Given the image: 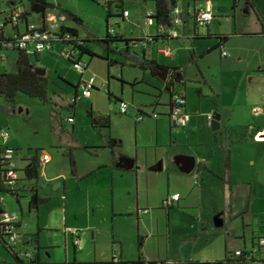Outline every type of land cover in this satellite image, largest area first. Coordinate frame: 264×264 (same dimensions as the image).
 <instances>
[{
    "label": "crops",
    "instance_id": "1",
    "mask_svg": "<svg viewBox=\"0 0 264 264\" xmlns=\"http://www.w3.org/2000/svg\"><path fill=\"white\" fill-rule=\"evenodd\" d=\"M49 1L79 18L53 0ZM235 2L236 0H232V7ZM242 2L244 8L250 6L255 9L260 32L264 36V0ZM206 3L211 10V0H204L203 4H192L190 7L186 2L185 11L177 3L179 21L171 28L174 34L166 42L172 54L166 56L157 51L163 45L160 41L146 43L136 50L155 60L160 67L167 68L164 81L158 77V70L151 73L119 63L107 65L101 57L104 55H98L91 43L86 46L96 52L97 56L87 61L81 57L87 65L82 75L77 72L75 81L68 79V73L61 66L55 69L54 73L62 80L67 79L77 84L73 88V105L65 116L72 117V121L66 119L72 138L65 143L57 138L51 140V150L38 147H43L42 145L33 148L38 149V166L34 178L26 181L23 173L19 174L17 171L28 163L32 155L25 154V151L24 154H19L18 151L22 149L16 147L20 144L6 140L5 146L17 149L15 160L24 161V164L14 165L17 179L15 187L19 190L18 197L14 198L15 204L1 198V208L17 214L14 227L19 231L26 221H33L35 224V229L31 228L30 233H23L21 240L25 246L31 245L34 248L32 260L45 262L41 258V252L47 251L51 264H100L110 260L112 256L123 262L140 260L143 264H228L223 261L228 252L251 250L252 243L258 237H264V190L261 207L256 209L259 199L256 186L259 182L256 178L264 160V149L261 148L264 145V86L255 88L249 77V85L244 90H231L228 104L233 107L243 104L247 107L250 120L246 124L237 125L231 120L234 113L230 112L226 116L223 110L225 100L219 106L205 104L199 96L194 95V91L187 90L185 84L187 66L198 67L196 76L205 80L199 59L213 48H217L219 57H225L220 53V48L224 49L223 44L227 39L220 42L216 38L210 47L196 52L192 43L190 47L181 48L180 44L177 46L172 43L178 41L179 37L188 36L190 32L194 39L195 30L200 27H205L210 36L211 23L207 26L198 25L189 14L193 8L202 7ZM24 7L26 0L20 3L10 2L0 12V21L11 8L21 10ZM121 9L127 13L120 17L123 27L116 31L118 34L133 37L160 33L154 20L151 17L145 20L144 16L146 10L153 12V0L151 7L146 8L143 15L142 11L137 16L130 14L124 7ZM36 14L33 19L30 13L26 19L19 20L15 27L6 25L5 32L10 35L14 29L23 31L27 23L43 26L52 22L76 28L78 34L83 35L75 18H65L60 8L48 9L44 15ZM82 23L85 25L83 21ZM88 30L98 37L104 35H97L89 28ZM59 46L60 43H54L51 49L28 54L29 63L32 65L30 59L40 60V55L48 51L62 58L58 54ZM9 51L13 52L15 64L17 52L4 51L0 63L2 71H6L3 60ZM183 53L187 57L184 56L183 62H179ZM93 58H98L100 62H95ZM63 60L68 63L64 58ZM239 60L240 57L235 56L234 61ZM260 64L257 66V73H260L264 81V58ZM88 74H92L95 79L91 95L85 97L88 98L86 114L89 113L90 116L87 115V120L79 122L74 105L77 95H80V79ZM177 74H180V78L176 80ZM43 75L46 76L45 70ZM102 88L104 89L100 90ZM172 88L180 89L185 98L184 109L188 113V121L184 126H174L168 120ZM118 100H124L127 104L123 114L118 112ZM211 110H218L220 113L217 129L220 130V140L216 145L210 140V128L206 122L210 120L207 116ZM138 113L144 115L142 119L136 120ZM151 113L156 115L152 116ZM103 116L108 117L107 127L94 125L93 121L92 124L91 119ZM240 126L244 127L240 130ZM225 132H228L230 141L229 183L220 178L221 143ZM232 133L234 138L231 139ZM110 138L114 145L108 144ZM43 153L48 154L46 162L41 161ZM176 154L193 156L194 167L190 172L184 173L177 168L172 159ZM213 154L216 156L214 165ZM122 158L132 159L133 167L129 169L119 166L123 163ZM158 160H161V168L156 170L154 166ZM237 184L240 185L238 188L235 186ZM173 193L178 194V199L164 206L162 200ZM24 214L28 219H23ZM216 216L222 219L219 227L213 226L212 218ZM107 223V250L110 258L108 255L102 257L97 254V250L105 244L101 237ZM84 229L91 230L89 238L87 234L81 238ZM72 230L76 231L75 235L71 233ZM75 238L78 239L77 244L74 243ZM87 249L92 250V255L88 258L81 256ZM255 258L256 260L240 264H263L261 256ZM149 261L153 263H148Z\"/></svg>",
    "mask_w": 264,
    "mask_h": 264
},
{
    "label": "rangeland",
    "instance_id": "2",
    "mask_svg": "<svg viewBox=\"0 0 264 264\" xmlns=\"http://www.w3.org/2000/svg\"><path fill=\"white\" fill-rule=\"evenodd\" d=\"M12 1L15 3H20L24 2L25 0H0V12L4 11L6 6H8ZM53 1L60 4L69 11H72L75 15H78L85 25L95 34H104V0ZM108 1H115L114 4L111 3V10L113 14L119 13L120 11V7L115 5L122 4V7L130 11V14L134 13L137 16L141 11L143 15L144 10L146 8H150L152 4V0ZM186 2L189 3L188 5L190 7L192 4L195 6L201 5L204 1L178 0L177 3L179 8H182L183 11L186 10ZM211 2V12L213 14V19L210 21V36H206L205 27H200L195 30V35H197V37L194 36V39L191 38L193 37V34L191 35V32L189 31L190 33H188V36L184 35L179 37L178 41H174L172 43L176 44L177 46L180 44V48L186 46L190 47V43H192L194 52H196L201 51L200 49H205L209 45L211 46L213 42L215 43L216 35H227V42L223 44V48L226 52H228L229 55L225 57H219L217 48L209 50L201 59H199V65L204 72L205 80L203 81L200 79V77L196 76L198 75V67L195 65L190 67L187 66L185 70V84L187 90L194 91V95L196 97L199 96L200 99L205 102V104L210 103L211 105L219 106L221 105V101L225 100L226 106H222L226 116H228L230 112L234 113L231 120L237 125H243L247 122H250L248 118L247 107H245L243 104L238 107L231 106L228 104V97L231 90L233 89L244 90L245 87L249 85V77L252 78L251 83L255 88L264 86L262 76L260 73H257V66L264 58V36L260 32V25L256 18L255 9L250 6L244 8L242 0H236L234 7H232V0H211ZM31 16H33L31 18L34 19V16H37V14L31 13ZM114 22L117 23L115 24ZM108 23L114 28L115 31H120L123 27V22L115 16H110ZM91 47L94 51L99 53L98 55H104L102 49L97 44L91 43ZM170 52V54L173 53L172 50H170ZM12 55L13 52L9 51L6 54V59L3 60V67L6 71L14 70V60ZM184 56L187 57V54H181V59L179 62H183L182 59ZM235 56H239L240 60L235 62ZM83 58L86 61L89 59L87 55H84ZM93 59L95 62H100L97 60L98 58ZM30 61L33 66L41 67L45 70L48 80L47 100L43 102L33 97H29L21 92L15 93L12 102H7L2 96H0V105L11 107V109L8 111L0 110V128H3L7 131L8 135L6 140L8 139V142L17 141V143L20 144V146L16 147L22 149L18 151L19 154L20 152L24 154L23 152L25 151V154L32 155L33 148L36 147V145H42L43 147H38L51 150L49 147L51 140H55L57 138L61 143H65V141L70 140L71 136L69 123L66 122L65 116L69 110H71L73 105V83L70 80H76L77 72L70 66V64L66 63L63 58L54 55V53L51 51L42 53L40 55V60L34 61L33 59H30ZM180 64L186 65V63ZM59 66L65 69V71L68 73V79L70 80L66 79V81H64L54 73L55 69H58ZM0 71H2V67L0 68ZM103 89L104 88L100 90ZM87 100L88 98L77 95L75 102L76 105L74 106L76 107V119L79 122L81 120H87L88 118L86 114L88 110ZM114 107L116 108V105ZM213 112L219 113L218 110H211L209 115L211 116ZM206 122L209 126V122L207 120ZM243 127L244 126H240V130ZM209 132L210 140L212 142L214 141L216 145V142L220 140V130H210ZM230 135L231 139L234 138L233 133ZM6 140L4 143H6ZM261 148L264 149V145ZM16 157L17 155L15 153L14 165H23L24 161L19 162V160H15ZM212 161L213 165L216 164V156L214 154ZM23 167L24 166H22V168ZM18 169V173L22 174V170H20L21 168ZM256 180L259 182L256 185L258 187L257 193L259 194V199L256 202L257 209L261 207V195L264 190V160ZM235 186L238 188L240 185L237 184ZM1 197L11 200L13 204H15V199L12 195L3 194ZM23 219H28L25 214L23 215ZM31 228L35 229V224L33 221L24 222L20 231L17 230L18 228L12 227L13 232L17 233L15 237V243H17V245H15V251L18 253L19 257L25 261L28 260V258L25 256L26 253L30 254L31 259H33L35 255L34 248L31 245L25 246L21 243L23 233H30ZM103 230L104 231L101 238H103V241L105 242V248L103 247L97 250V254L101 255L102 257H106L109 254L107 250L109 241L108 223L105 224ZM84 234H87V237L89 238L91 235V230L87 231L84 229V232L81 234V238H84ZM92 253L93 252L91 249H87L81 253V256L88 258L92 255ZM70 256H72V252H70ZM108 257L110 258L111 255H108ZM41 258L45 260V262H42V264H51L49 252H41ZM13 261L14 259L11 257L10 252L7 251L4 246L0 245V264H11Z\"/></svg>",
    "mask_w": 264,
    "mask_h": 264
},
{
    "label": "trees",
    "instance_id": "3",
    "mask_svg": "<svg viewBox=\"0 0 264 264\" xmlns=\"http://www.w3.org/2000/svg\"><path fill=\"white\" fill-rule=\"evenodd\" d=\"M196 1V0H191ZM204 1V0H203ZM248 0H246L247 2ZM111 3H115V1H103L104 7V20H105V32L104 35L101 37L95 36L92 34L88 28L82 23V21L68 12L65 9H62L58 5L51 3L49 0H26V7L23 9H19V20L26 19V17L30 13H39L44 15L45 11L54 7L60 8L62 15L65 18L74 17L76 21V25L83 31L82 36L78 34L76 28L67 27L63 25H59L60 30H64L68 32L71 36L78 38L79 43L75 44L73 42V50L76 52V59H81L82 56L87 55L89 58L93 56H97L94 52H92L89 48H87V43H95L97 44L104 52V56H101L107 65H111L112 63H119L120 65H128L132 67H137L141 70H148L149 72L153 73L158 70L160 67L159 64L156 63L155 60L147 58L143 55V53H138L136 50L140 47L138 45V41L144 40V44L160 41L161 44H164L168 41L171 37L166 33H158L154 35H138L133 37H126L118 34L112 26L109 25V17L115 16L119 18L122 16V9L121 5L119 6L120 11L119 13H112L111 10ZM177 5V0H153V12L151 14V18L154 20V23L158 27H162L163 29H169L175 26L174 18L176 17L175 9ZM13 9V8H11ZM9 13V12H8ZM8 13L5 17L1 20L2 27H0V40L8 39L9 34L5 32L4 27L8 25ZM258 15V14H257ZM18 20V21H19ZM195 22V21H194ZM115 24L117 22H114ZM10 25V24H9ZM27 25V24H26ZM15 27V25H11ZM207 26V25H204ZM112 27L113 31L110 32L109 28ZM18 32L14 29L11 33ZM197 36V35H194ZM206 36H209L206 33ZM148 38V39H146ZM216 38L223 42L227 39V35L225 34H218ZM143 44V45H144ZM221 45V43H219ZM218 45V46H219ZM11 50H15L17 52L14 64L13 71H0V96L4 98L7 102H12L13 97L16 92H21L26 94L29 97H33L40 101L45 102L47 100V87H48V80L45 75H38L36 74L32 67H30V63L28 61V55L22 52L17 48H12ZM110 54L112 55L110 57ZM115 56V57H114ZM63 58V57H62ZM69 64L72 65L73 60L70 58H64ZM86 64L87 62L84 61ZM73 88L77 87V84L72 85ZM94 89V88H93ZM11 109L10 106L0 105V110L8 111ZM90 116V114H87ZM94 122V125L100 127H107L108 126V117H98L91 119V122ZM92 122V124H93ZM229 143L228 140V132L224 133V139L221 143V175L220 178L225 182L229 183ZM108 144L114 145L113 139L110 138L108 140ZM4 144L0 142V213L3 211L1 208V196L3 194H10L14 198L18 197V189L15 187V182L13 185H10L6 182L5 177V160L2 157L3 155V147ZM17 151V149H14ZM37 151L38 149H33V154L29 158L28 163L21 168L24 180L28 181L35 177L36 169L38 166V159H37ZM16 170V169H15ZM0 245L4 246V248L10 252L11 257L14 259L13 263L11 264H42L38 262L36 259L32 260L30 256H26L28 258L27 261L21 259L18 253L15 251V245L9 243L7 241V233H3L0 231ZM258 239V238H257ZM253 246L257 248L256 254L259 253V249L257 246V242L254 241ZM139 245V244H138ZM228 264H240L243 262H247L248 260L244 258L243 254L237 257H233L231 252L226 254V257L223 260ZM148 263H153L149 261ZM69 264H81L78 262H71ZM100 264H111L110 260L100 263ZM117 264H143L142 261L136 260L133 262H123L119 261Z\"/></svg>",
    "mask_w": 264,
    "mask_h": 264
},
{
    "label": "built area",
    "instance_id": "4",
    "mask_svg": "<svg viewBox=\"0 0 264 264\" xmlns=\"http://www.w3.org/2000/svg\"><path fill=\"white\" fill-rule=\"evenodd\" d=\"M209 2V0H205ZM127 12H122L125 15ZM176 17L174 18L175 25L179 21L178 13L175 9ZM152 14V11H145V20H148ZM196 24L204 26L209 24L211 21L213 14L210 10L209 4L206 3L204 6H198L192 9L189 13ZM19 9L13 8L8 13V24L16 25L18 23ZM0 27H2V22L0 21ZM160 29V33H166L168 35H172V27L169 29H163L162 27H158ZM109 31L112 32L113 28L110 27ZM148 39V38H146ZM73 42L75 44L79 43L78 38L71 36L68 32L64 30H60L59 25L56 23L49 22L43 26H37L33 23H27L25 29L23 31H18L11 33L8 39L0 40V63L4 56V51L11 50L12 48H17L24 52L25 54H34L42 50L51 49L54 43H60L58 54L63 58H70L73 60L72 67L78 72L80 75L85 71L86 63L82 59H76V52L73 50ZM144 44V40L138 41V45L142 46ZM221 47V45L219 46ZM159 53H162L166 56L170 55V49L166 43L157 48ZM220 53L223 56H228V52L224 49L220 48ZM264 74V68L262 69ZM94 76L92 74H88L82 76L80 82L78 84V90L81 96L89 97L94 88ZM185 98L180 89H170V100H169V110L167 113L169 122L174 126H184L188 121V113L184 109ZM126 102L124 100H118L117 108L120 114L125 113L126 111ZM143 113H138L135 117L136 120L142 119ZM152 116H155V113H151ZM210 115L207 116L210 119ZM67 121H72V117L68 116ZM7 131L3 128H0V142L4 144L7 138ZM3 155L2 157L5 160V177L6 182L10 185H13L16 179V170L14 167V154L16 151L13 148L8 146H3ZM48 160V154L43 153L41 155V161L46 162ZM178 194L173 193L162 200V204L167 206L170 202L177 200ZM17 220V214L15 212L2 211L0 213V231L3 233H7V241L13 245H15V237L16 234L13 232L12 227H14V223ZM72 234H76L75 230L71 231ZM1 234V232H0ZM257 246L259 249V253L256 254L257 248L253 246L251 250H235L232 253L233 257H237L243 254L244 258L248 261L256 260V256H261V260L264 264V237H258L256 240ZM74 243H78V239H74ZM25 256H29V253H26ZM119 259L116 256L111 257V264H117ZM23 264H26L23 262Z\"/></svg>",
    "mask_w": 264,
    "mask_h": 264
},
{
    "label": "water",
    "instance_id": "5",
    "mask_svg": "<svg viewBox=\"0 0 264 264\" xmlns=\"http://www.w3.org/2000/svg\"><path fill=\"white\" fill-rule=\"evenodd\" d=\"M30 67H32L33 71L38 75L44 74V69L37 66H32L30 64ZM158 77L161 81H164L167 75V68L166 67H159L158 68ZM180 78V74H177L176 80ZM219 119L220 114L213 112L211 114L210 120H209V127L210 130L215 131L219 128ZM123 163H120L119 166L124 168H132L133 167V160L130 158H122ZM173 162L177 166V168L184 173L190 172L194 167V158L191 155H185V154H179L173 157ZM161 168V160H158L156 162V165L154 166V169L158 170ZM34 199V197H33ZM222 224V219L220 216H216L213 218V226L219 227Z\"/></svg>",
    "mask_w": 264,
    "mask_h": 264
},
{
    "label": "flooded vegetation",
    "instance_id": "6",
    "mask_svg": "<svg viewBox=\"0 0 264 264\" xmlns=\"http://www.w3.org/2000/svg\"><path fill=\"white\" fill-rule=\"evenodd\" d=\"M176 155H179V154H176ZM176 155H174V156H176ZM174 156H173V157H174ZM172 159H173V158H172Z\"/></svg>",
    "mask_w": 264,
    "mask_h": 264
}]
</instances>
